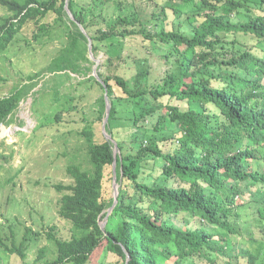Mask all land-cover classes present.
<instances>
[{
    "label": "trees",
    "instance_id": "1",
    "mask_svg": "<svg viewBox=\"0 0 264 264\" xmlns=\"http://www.w3.org/2000/svg\"><path fill=\"white\" fill-rule=\"evenodd\" d=\"M111 2L122 6L126 0H90L85 6L68 0L72 19L65 0H0L10 13L1 19L0 53L29 21L40 34L48 33L41 21L53 14L54 24L66 30V41L48 69L68 78L80 74L79 85H96L101 92L96 99L99 120L106 113L105 90L110 104L105 127L110 138L97 142L92 122L85 117L80 135L86 143V164L70 163L66 170L71 182L54 185L62 192L57 214L70 223L73 233L63 238L56 226H50L49 245L38 249L31 264H90L98 249L117 256L113 264H218L219 258H236L237 253L248 264L260 259L264 264V242L245 250L230 243V249V239L221 233L238 234L230 218L239 217L244 200L257 203L264 218V0H167L150 18H171V26L157 30L147 28L139 11L105 17V5ZM135 36L165 45L162 58L174 66L159 82L132 90L122 67L133 59L114 53L113 47L123 49L122 39ZM88 38L93 57L101 50L106 55L97 65L99 79L89 75L95 62L88 57ZM115 54L116 71L104 75L99 70L113 63ZM34 77L0 98V125L34 87ZM57 91L54 100L61 98ZM145 96L161 100L152 129L165 134L146 138L144 130L140 137H121L120 128L138 126L155 114L150 110L137 115L135 102ZM121 101L128 105V122L120 116ZM60 116L58 111L55 119ZM167 144L170 149L164 150ZM156 159L163 161L164 178H176L178 185L159 184L150 181V173L142 175L146 162ZM114 162L118 194L113 205L114 195L106 196L105 183L114 177ZM179 215L188 219L174 223ZM38 235L27 228L18 246L5 244L0 236V249L30 264L26 250Z\"/></svg>",
    "mask_w": 264,
    "mask_h": 264
},
{
    "label": "rangeland",
    "instance_id": "2",
    "mask_svg": "<svg viewBox=\"0 0 264 264\" xmlns=\"http://www.w3.org/2000/svg\"><path fill=\"white\" fill-rule=\"evenodd\" d=\"M166 1L126 0L122 6L111 2L105 5L103 15L115 18L120 13L139 11L146 17L145 24L148 29H168L171 26V18L165 21L150 18L151 13L164 6ZM88 2L90 0H77L81 6ZM9 14L8 10L0 5V23L1 19ZM54 18V15L49 13L42 19L41 22L49 27L46 34H40L33 21L27 22L15 34L8 48L0 53V98L10 94L15 86L29 83V76H35L31 81L35 83L34 87L20 101L12 116H9V121L0 125V236L5 244L18 246L27 228H30L32 233L38 232L36 240H31L26 250V260L30 264L36 258L38 249L49 245L46 231L50 226H56L58 235L63 238H68L73 233L70 223L57 214L58 200L62 192L57 191L54 185L58 183L66 185L71 182L66 170L70 163L86 164L84 161L86 143L80 135V130L86 123L84 118L92 122L97 142L107 138V132L103 128L104 118L98 119L96 99L101 96L98 87L79 85L77 78L81 76L80 74H71L68 78L67 75L53 74L48 69L50 61L66 41L64 26L54 24ZM239 18L243 19V16L239 15ZM96 21L100 22V18ZM34 34L38 37L35 38ZM122 40L125 43L124 48L121 49L117 45L113 47L116 48L113 52H122L133 59L132 64L122 67L130 89L137 90L159 82L164 72L174 66L165 64V59L162 58L165 45H160L159 42H144L140 36ZM88 57L93 61L98 60V64L106 59L103 50L97 57L91 56L88 52ZM118 62L115 54L113 63L103 65L99 71L104 75H111L116 71ZM82 64L88 65L86 62ZM95 67L97 72V66L94 64L89 75L93 74ZM55 89L61 97L58 100L53 99ZM160 101L150 96L137 100L135 102L137 115L150 110H154L155 114L150 117L147 115V119L138 126L120 128L121 137H127L131 133L140 137L144 130L146 138L162 137L165 131L156 132L152 129L162 106ZM120 105V116L128 122L131 114L124 112L128 105L124 101H121ZM190 106L199 109L197 104L190 103ZM58 111H61V116L57 120L55 114ZM169 149L170 145L167 144L164 150ZM162 163L161 159L146 162L142 175L150 173V181L154 179L159 184L165 182L171 186L178 185V179L164 178L160 172ZM105 191L107 197L114 195L113 179L106 180ZM240 206L242 207L238 209L239 217L230 218V223L238 234H229L224 230L221 233L230 239L227 244L230 249L232 248L230 243L236 250L240 249L239 247H243L244 250L248 247L254 249L258 242H264V218L258 214L257 203L244 200V204ZM187 219V216L179 215L172 221L181 224ZM194 221L190 220V225H194ZM246 231L250 233L246 235ZM27 234L31 235L29 232ZM249 237L253 239L251 242ZM255 252L254 250L253 253ZM236 255V258L231 259L219 258L218 264L227 262L248 264L246 257L238 253ZM116 259L117 256L98 249L93 254L90 264H113ZM226 259L227 262L224 263ZM0 264H24V261L17 255L0 249Z\"/></svg>",
    "mask_w": 264,
    "mask_h": 264
},
{
    "label": "water",
    "instance_id": "3",
    "mask_svg": "<svg viewBox=\"0 0 264 264\" xmlns=\"http://www.w3.org/2000/svg\"><path fill=\"white\" fill-rule=\"evenodd\" d=\"M64 8H65V10L68 12V14L70 15V17L72 18V19H74L73 18V16H72V14H71V12L69 11V9H68V0H65V6H64ZM80 26V25H79ZM80 29L84 32V33H86L85 32V30H84V28L82 27V26H80ZM88 51H89V53L91 54V56H92V53H91V40H90V38H88ZM94 62H95V65L97 66L98 65V60H94ZM94 69V72H93V75L97 78V79H99L98 78V74H97V72H96V67L95 68H93ZM107 91L105 90V99H106V113H105V117H104V122H103V128H104V131H105V127H106V124H107V121H108V117H109V112H110V104H109V102H108V99H107ZM106 133V132H105ZM106 137L107 138H110V136L106 133ZM117 152V144L115 143L114 144V153H116ZM113 174H114V178H113V187H114V202H113V205L116 203V198H117V194H118V189H117V183H116V174H115V162L113 163ZM113 205H112V207H113ZM112 207H110L109 208V210H108V212H110L111 211V209H112ZM106 220H107V216H105V218H104V222L103 223H101L100 225H101V228L103 229L104 228V225H105V223H106Z\"/></svg>",
    "mask_w": 264,
    "mask_h": 264
}]
</instances>
